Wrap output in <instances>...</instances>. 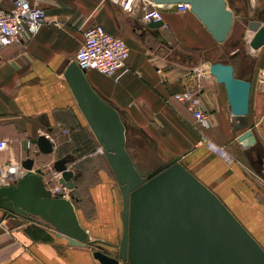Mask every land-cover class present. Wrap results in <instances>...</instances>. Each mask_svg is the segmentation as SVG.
Masks as SVG:
<instances>
[{"label": "crops", "instance_id": "obj_1", "mask_svg": "<svg viewBox=\"0 0 264 264\" xmlns=\"http://www.w3.org/2000/svg\"><path fill=\"white\" fill-rule=\"evenodd\" d=\"M226 1L234 15L245 17L235 23L228 43H217L190 10L158 6L164 22L159 29L167 42L164 45L143 29L147 23L143 15L151 7L148 4H137L127 12L109 0H28L45 12L46 20L38 34L23 45L0 49V140L8 145L0 153V170L11 157L17 164L32 158L34 168L46 173L47 183L53 176L59 178L53 163L67 158V168L76 176L75 192H82L91 202L87 213L82 199L74 194L82 228L91 241L98 242L95 246L120 241L119 188L64 77L82 45L84 31L99 24L126 43L128 71L117 82L95 71L86 76L120 113L135 166H158L180 156L187 170L264 246V76L260 73L264 47L253 51L243 43L240 53L226 61L238 77L252 84L245 120L256 138L252 147L245 149L237 141L244 120L231 114L224 86L209 72V65L224 51L230 56L243 41L244 22L264 21V0ZM0 7L11 10L12 4L0 0ZM251 37L247 32L244 41ZM185 91L199 95L208 126H201L187 107L174 99ZM41 135L52 142L51 154H42L31 143ZM207 141L225 150L231 161L208 147ZM19 173H0V187L14 184ZM31 225L43 229L51 240H34L25 231ZM94 245L69 246L43 221L7 217L0 209V264H99L93 258Z\"/></svg>", "mask_w": 264, "mask_h": 264}, {"label": "water", "instance_id": "obj_2", "mask_svg": "<svg viewBox=\"0 0 264 264\" xmlns=\"http://www.w3.org/2000/svg\"><path fill=\"white\" fill-rule=\"evenodd\" d=\"M157 6L189 4L191 13L205 26L219 44H225L236 22L226 0H152ZM163 20H150L145 32L164 45L160 28ZM241 39L257 51L264 47V21L248 20L242 24ZM247 32L252 33L249 40ZM237 48L229 56L224 51L219 60L209 65V72L224 86L231 114L244 123L237 141L245 149L256 144L248 129L251 81L238 77L231 63ZM64 77L76 104L105 156L122 201V233L117 244L100 242L112 253L95 247L93 258L99 264H264V249L246 230L224 202L176 157L158 165L143 176L127 150L126 127L118 110L102 98L89 83L86 73L73 61ZM38 150L51 154L52 142L41 135L31 140ZM67 158L53 163L58 183L70 193V199L57 197L47 187L46 173L34 168V159L20 164L14 184L0 187V209L7 217L41 220L64 239L69 246L88 247L91 241L78 222L73 201L77 202L76 176L67 168Z\"/></svg>", "mask_w": 264, "mask_h": 264}, {"label": "built area", "instance_id": "obj_3", "mask_svg": "<svg viewBox=\"0 0 264 264\" xmlns=\"http://www.w3.org/2000/svg\"><path fill=\"white\" fill-rule=\"evenodd\" d=\"M8 1L12 4L11 10H4L0 7V49L12 45H23L28 39L38 34L46 20L45 12L42 9L31 6L28 0ZM109 1L127 12H132L137 4H148L151 7L145 10L143 20L146 22L162 20L159 7L154 5L152 0ZM172 6H175L180 12L190 10L189 4ZM128 58L129 48L124 40L111 35L101 25L95 24L84 31V39L75 54L74 62L85 73L95 71L117 82L128 71L126 66ZM260 73L264 76V60ZM261 80L263 81V79ZM173 97L177 102L187 107L201 126H208L209 118L197 93L185 91L175 94ZM206 144L225 160L231 161L230 155L225 150L214 147L208 141ZM7 147V141L0 140V153L7 150ZM20 168V164H17L15 159L11 157L9 163L0 170V173H17ZM52 191L55 195L56 190ZM64 191L65 194L60 197L65 198L67 196L68 190L64 188Z\"/></svg>", "mask_w": 264, "mask_h": 264}, {"label": "rangeland", "instance_id": "obj_4", "mask_svg": "<svg viewBox=\"0 0 264 264\" xmlns=\"http://www.w3.org/2000/svg\"><path fill=\"white\" fill-rule=\"evenodd\" d=\"M158 9V8H157ZM228 41H229V39H228ZM228 41L226 42V43H228ZM238 46V49H240L241 50V48L243 47V41H240V43L239 44H237ZM99 148H100V146L98 145V150H99ZM101 149V148H100ZM98 155H101V153H100V151L98 152ZM101 159H102V157H100ZM136 167H137V170L143 175V176H145V175H147L148 173H150L152 170H154L157 166H154V165H150V164H147V165H136ZM58 179L59 178H57L56 176H53L52 177V179L51 180H49L48 182H47V187L49 188V187H52L51 189L52 190H56V192H55V196H57V197H60V196H62V195H64L65 194V191H64V187L63 186H61L59 183H58ZM95 181V180H94ZM50 189V188H49ZM58 189V190H57ZM75 195H78L81 199H82V203H81V205H83L85 208H86V210H87V213H89L90 212V209H91V202H90V200L87 198V196L86 195H83V193L81 192V193H79V194H77L76 192L74 193ZM263 200H264V197H263ZM73 203H74V207H75V209H77L78 208V204H77V202H75V201H73ZM76 213H77V211H76ZM78 216V215H77ZM78 222H79V224H80V220L78 219ZM81 225V224H80ZM82 227V226H81ZM247 230V229H246ZM249 233H250V230H247ZM253 231V230H252ZM252 236H253V234L252 233H250ZM254 237V236H253ZM256 240V239H255ZM257 241V240H256ZM260 246L264 249V246H262L261 244H260ZM93 247H101L104 251H107V252H109V253H112L111 252V249L109 248V247H107V246H104V245H102V244H99V246H93Z\"/></svg>", "mask_w": 264, "mask_h": 264}, {"label": "trees", "instance_id": "obj_5", "mask_svg": "<svg viewBox=\"0 0 264 264\" xmlns=\"http://www.w3.org/2000/svg\"><path fill=\"white\" fill-rule=\"evenodd\" d=\"M218 60H219V58L217 59V61ZM220 60L223 62H226L228 60V58L225 57V58L220 59ZM25 231L34 240H37V241H50L51 240V237L48 234H46V232L43 229H41L40 227H38L36 225H31V226L27 227Z\"/></svg>", "mask_w": 264, "mask_h": 264}, {"label": "bare ground", "instance_id": "obj_6", "mask_svg": "<svg viewBox=\"0 0 264 264\" xmlns=\"http://www.w3.org/2000/svg\"><path fill=\"white\" fill-rule=\"evenodd\" d=\"M69 195H70V193H69V191H67V196L65 198L70 199V196Z\"/></svg>", "mask_w": 264, "mask_h": 264}]
</instances>
